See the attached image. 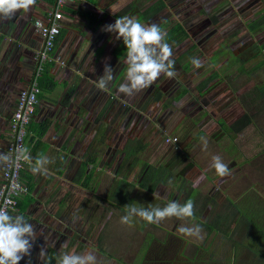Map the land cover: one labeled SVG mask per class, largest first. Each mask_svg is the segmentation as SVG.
Returning a JSON list of instances; mask_svg holds the SVG:
<instances>
[{
  "label": "crops",
  "instance_id": "0c3cea01",
  "mask_svg": "<svg viewBox=\"0 0 264 264\" xmlns=\"http://www.w3.org/2000/svg\"><path fill=\"white\" fill-rule=\"evenodd\" d=\"M149 1L64 2L60 21L63 36L55 47L58 63L54 57L47 63L50 82L38 95L30 119L31 133L24 144L33 157L43 153L52 162L47 165V175L33 174L29 165L24 163L21 175L22 178L27 176L29 187L19 198L16 209L9 211L13 215L23 214L37 232L31 255L24 257L19 264H43L38 255L41 247L46 249L45 259L56 264V257L65 244L66 251L73 247L77 252L91 251L99 264H109L108 261L121 263L122 254L130 256L129 262L133 264L136 256L140 255L137 252L142 244H145L144 252L135 264H141V258L147 254L149 258L151 255L158 257V264H264V63L257 62V56L263 53L264 47L258 49V42L244 48V52L247 49L253 52L256 46V52H251L249 57H239L240 62L245 63L243 69L233 70L231 67L229 73L219 78L213 71L215 76L205 84L201 83L203 79L191 82L189 86L182 83L186 91L184 88L181 91L185 93L182 95L190 96L191 108L196 112L192 121L196 123L204 119L187 146H192L198 137L203 136L210 148L209 137H213L229 170L237 167L242 171L240 174L250 183L248 189L234 197L225 193L224 184L220 182L231 174L221 177L215 170L210 174L208 169L211 167H207L208 162L203 164L201 156L189 169L179 170L183 177L179 190L157 185L148 192L135 185L130 198L135 203L140 195L144 199L140 200V205L144 207L149 204L164 206L169 201L184 203L191 199L195 206L194 216L199 213V222L195 217L185 220L173 217L161 224L144 222L134 228L122 224L128 229L120 233L122 241L109 234L110 226L121 217L118 205L109 204L116 197L113 194L116 192L115 181L124 176L127 182L136 183L139 177L137 175L135 179L134 170L139 164L118 172L123 157L120 159L117 154L113 157L116 141H107L111 117L106 118L113 103L109 102L105 113L101 111L98 104L107 101L108 97H102L105 92L96 87V82L103 75L106 63L114 69L113 75L116 76L126 48L118 50L121 40L103 28L123 16L138 18L139 11ZM52 4L53 0H35L30 11L21 10L11 19H0V152H5L10 139L9 122L18 91L24 87L32 71L34 44L38 41L40 45L38 33L30 32L27 25L32 21L33 27V20L42 18ZM150 20L139 21L149 24ZM33 31L36 32L34 27ZM212 56L211 59L215 57L214 54ZM61 61L64 67H57ZM50 66L62 69L66 74L56 75L53 69L50 71ZM199 108L203 109L204 116L199 113ZM212 113H221V117L212 120ZM200 115L202 117L198 118ZM40 123L44 126L42 134L36 136L35 130ZM99 124L101 129L98 130ZM135 125L131 121L127 127L129 137L138 134ZM98 137L102 150L91 158L89 151ZM228 143L231 145L227 146ZM175 150L168 163L182 153L179 147ZM140 161L154 165L146 160ZM77 173V178L86 179L85 187L75 181ZM132 174L135 177L132 178ZM194 175V185H191L189 179ZM152 194L159 198V202L146 201V197ZM130 201L129 205H132ZM181 224H199L203 229V239H188L176 232ZM134 232L139 233L136 240ZM144 236L147 237L146 242ZM156 249L165 259L155 253Z\"/></svg>",
  "mask_w": 264,
  "mask_h": 264
},
{
  "label": "rangeland",
  "instance_id": "374dc122",
  "mask_svg": "<svg viewBox=\"0 0 264 264\" xmlns=\"http://www.w3.org/2000/svg\"><path fill=\"white\" fill-rule=\"evenodd\" d=\"M163 3L164 7L151 18L149 24H157L164 32L173 26L181 25L187 33V38L177 46L171 45L172 42L169 43L173 51L171 58L175 62L174 70L176 76L170 79L162 75L151 87L141 90L132 97H128L118 92L119 85L125 82L126 65H124L122 61L126 55H122L120 58V65L115 73L116 76L109 84L108 88L104 89L105 96L102 95V97H108V99L98 104L101 111L105 113L107 105L110 104L109 102L112 101L113 103V107L107 112L109 115L106 118L107 120L111 117L108 120L111 122L109 123L110 128L108 129L109 136L107 141H110V143L116 141V151L114 150L113 157L117 154V157L119 155L120 159H122L124 155L123 147L129 138L127 127L131 121H134L136 123L135 131H138V134H141L143 131L145 133L152 131L148 139V144L140 153L139 159L154 164L161 162L168 166L173 161L168 163L172 153L177 151L175 150L177 147L183 146L185 154H181L184 155V160L183 163L177 165L178 167H176V169L179 170L181 167L183 171L189 169L190 166L196 162V158L201 156L204 158L203 164L208 162L209 164L207 167L209 168L211 167V157L213 155H219L223 158V156L220 155L222 153L221 148H217L213 137H209V139H211L210 148L208 146L206 149L203 147L200 137H198L199 140L193 143L192 146H190V144L187 146V144L190 143L191 137L200 129V123L204 119L196 123L192 121V119L196 117L194 116L196 112L191 108L190 96L181 94L184 88L182 83L189 86L191 82H198L213 71L217 72L218 75L216 74V76L219 78L223 76V74L229 73L231 67L233 70H239L245 67V63H241L240 61L235 62V57L233 55L241 58L249 57L252 49H247L244 52V48L249 45L253 46L256 42L261 43L263 41L264 32L254 30L250 33L246 28V24L258 17L264 0H163ZM27 26L30 32L37 35V32L33 31L32 21L30 24L28 23ZM120 40V45H124L122 39ZM38 45L39 42L36 41L33 47L34 51L37 50ZM255 47L256 46L253 47L254 51L252 53L256 52ZM220 50L222 52L224 51V53H220ZM262 52V54L257 56V62L259 63L264 62V51ZM213 54L215 57L211 59ZM56 55L55 49L53 57L56 58ZM190 58H198L202 66L199 68L194 67ZM55 60L58 63L57 58ZM59 63L60 65L57 67H64L63 61ZM49 69L50 71L53 69L56 75H58V73L63 75L66 74H64L62 69L55 68V66H50ZM210 83L213 85L216 84V82ZM218 86L220 85L218 84ZM184 91H186V88H184ZM157 92H159V94H157ZM194 93H196V90ZM156 94L159 95V98L156 97ZM202 110L203 109L199 108V113H202ZM183 113H192V115L189 116ZM202 114L204 116L205 113ZM217 116L221 117V113H212V120ZM201 117L202 115L198 118ZM206 118H208V116ZM99 129H101L100 124L98 125V130ZM172 137H175V140H171ZM184 142L187 147L184 145ZM230 145L231 143L227 144V146ZM108 154L109 153H107V156ZM223 160L225 161L224 158ZM127 165L128 164L123 168H127ZM137 170L138 165L134 170L136 171L135 179H137L138 175ZM209 170H211L210 174H213L214 169L211 167L208 171ZM241 172L242 171H239L237 167H234L233 171H230L231 176L224 179L223 182H220L224 184L222 186V188L225 187L224 192L228 193L231 197L239 194L237 192L238 189L239 191H241L243 187L248 189L247 187L250 185L246 177L240 174ZM135 175L132 174L131 177L133 178ZM195 175L193 178L190 177L189 179L191 185L195 181ZM254 188H257L258 191L261 192L258 187L255 186ZM146 198V201L149 203L159 202V198L153 194L152 196L148 195ZM140 200L142 201L144 199L139 195L135 203H133L132 200L130 202L132 205L141 206ZM144 222L145 221L138 217H134L131 226L134 228L138 224ZM126 229V227L123 228L118 218L113 222L108 231L112 237L118 240L120 233H125ZM176 232L178 231L176 230ZM134 234V240L138 239L139 233L134 232ZM128 240L131 241V239ZM146 241L147 237L144 236V242ZM144 248L145 244H142L137 254L143 253ZM117 254H119V251ZM139 257L140 256H136L133 264L139 261ZM120 258L122 260L121 263H115L114 261H108L107 263L130 264L132 262H129L130 256L128 255L123 256L122 254Z\"/></svg>",
  "mask_w": 264,
  "mask_h": 264
},
{
  "label": "clouds",
  "instance_id": "9594fccd",
  "mask_svg": "<svg viewBox=\"0 0 264 264\" xmlns=\"http://www.w3.org/2000/svg\"><path fill=\"white\" fill-rule=\"evenodd\" d=\"M35 0H0V19H11L18 11H30ZM104 31L114 33L116 39H122L126 48V56L122 63L126 65L125 82L118 87V92L132 97L143 89L149 88L162 75L168 78L176 76L175 62L171 58L172 48L166 42V33L157 24H143L136 17L123 16L117 18L113 24L105 25ZM194 67L202 66L198 58H190ZM114 69L107 63L102 76L96 82L98 89L104 90L114 80ZM206 149V137H200ZM26 162L33 174L47 175V165L52 161L39 153L31 155L27 147L17 146L9 152H0V170H6L19 162ZM211 167L216 174L224 177L230 175L228 164L219 155L211 157ZM126 214L120 217V223L131 226L134 217L149 223L161 224L167 219L185 220L194 217V201L188 199L184 203L169 201L164 206L148 207L126 205ZM179 234L188 238L203 239V231L199 224L191 226L181 224L177 229ZM37 239V232L23 214H10L7 206H0V264H19L26 256L31 255L33 244ZM61 246L56 257V264H99L97 257L91 251L77 252L75 247L70 251ZM39 258L43 264H50L46 258V249L41 247Z\"/></svg>",
  "mask_w": 264,
  "mask_h": 264
},
{
  "label": "trees",
  "instance_id": "16d2710c",
  "mask_svg": "<svg viewBox=\"0 0 264 264\" xmlns=\"http://www.w3.org/2000/svg\"><path fill=\"white\" fill-rule=\"evenodd\" d=\"M143 2H147V0H143ZM163 7H164L163 0H153V1L150 0L149 3L146 4L144 6V8L139 11L138 19L146 21V20L152 18L155 14H157ZM126 9H127V7H126ZM246 28L250 33H252L254 30L260 31V30L264 29V3L262 4L260 14L258 15V17H256L255 19H253L252 21L247 23ZM165 33H166V42L167 43L172 42L171 45H173V46H177L184 39L187 38V33L181 27V25L173 26L169 30H167ZM62 36H63V29L61 28L58 35L56 36L55 47L57 46L58 42L61 40ZM263 47H264V41H262L258 45V49H261ZM124 49H125L124 45H120V47L118 48V50H121V51ZM233 56L235 57L234 58L235 62L241 61V59L239 57H237L235 55H233ZM242 62H244V60H242ZM186 68H187V66H186ZM47 73H48V67L46 64L43 71L41 72L39 80H38V84H39V87L41 89L47 88L48 84L50 82V78L48 77ZM215 74H216V72L209 74L208 76L203 78L201 83L205 84L211 77L215 76ZM183 92H181V94H183ZM157 94H159V92H157ZM157 94H156V97L159 98V95H157ZM237 119H239V118H237ZM43 127L44 126L42 123H40L38 125V127H36V130H35L36 136H39L42 134L41 132H42ZM151 133H152V131H148V133H145L143 131L141 134L133 135L127 139V143L123 147L124 155H123V160L118 167V172L126 164H128L127 170L132 168L135 164H139L138 170H137L139 179L137 180L136 183L135 182L130 183V182H127L125 180L124 176H122V177L116 179V181H115L116 192H113V194H115L116 197L112 196L114 202H109V204L110 205H118L117 207L121 211V213H120L121 216L126 214L125 206L129 204L131 194H132V188L135 185H136V188L144 189L148 192L153 191L157 185L168 186L170 189H172L174 191L179 190L182 186L183 177L181 176L180 171H179V170H181L182 167L179 170L176 169V167H178L177 165L183 163V160H184L183 156L184 155H182V154H185V152L183 151V146H179L182 154L177 156V158H175L171 162V164H169L168 166H164L163 163H158L156 165L155 164L153 165V164H147L144 161H140L139 155L146 148V146L148 144V139H149V136L151 135ZM100 141H101L100 137L96 138L95 145L91 146L90 151H89L90 154L88 155L91 158H94L96 156V154L98 152H100V150H102V148L99 147ZM90 160L93 161V159H88L89 162H90ZM77 177H78V173H77V176L75 178V181L78 184H80L81 186L85 187L87 184V183H85L86 179H80ZM21 179H22L24 185L26 186V188H28L30 182L27 180V176H24V178H22V175H21ZM244 190H246L245 187H243L241 189V191H239V189H238L237 192L242 193V192H244ZM194 217L197 220V222H199V220H198L199 219V213L196 214ZM118 241H122L120 237H119ZM125 242L128 244L127 241H125ZM155 253L157 255L161 256V252L158 254L157 249L155 250ZM141 255L142 254H140L139 256H141ZM163 256H161V257H163ZM161 257H159V258H161ZM157 258L158 257H154L152 255L149 258L148 254H147L145 258L144 257L141 258V260H142L141 264H148V263L158 264V261H156ZM161 259H165V258L163 257ZM187 259H189V258H187ZM189 262H191V259L189 260Z\"/></svg>",
  "mask_w": 264,
  "mask_h": 264
},
{
  "label": "built area",
  "instance_id": "2783aa9c",
  "mask_svg": "<svg viewBox=\"0 0 264 264\" xmlns=\"http://www.w3.org/2000/svg\"><path fill=\"white\" fill-rule=\"evenodd\" d=\"M66 0H53L50 9L42 18L33 20V27L39 35L40 45L33 54V67L24 87L18 91L15 107L11 114L10 139L6 143L5 152L24 147L25 139L31 133L30 119L34 113L41 91L38 80L45 65L52 59L56 36L61 28L63 18L62 7ZM168 139V138H167ZM171 140H175L172 137ZM25 162L1 170L0 174V206H7L8 211L16 209L21 195L27 188L21 179V171Z\"/></svg>",
  "mask_w": 264,
  "mask_h": 264
}]
</instances>
